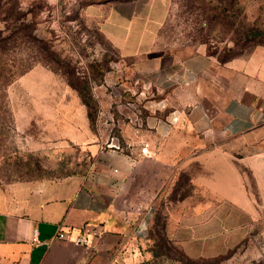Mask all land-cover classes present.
<instances>
[{
    "label": "crops",
    "instance_id": "1",
    "mask_svg": "<svg viewBox=\"0 0 264 264\" xmlns=\"http://www.w3.org/2000/svg\"><path fill=\"white\" fill-rule=\"evenodd\" d=\"M138 1L96 0L84 11L132 60L142 78L133 94L148 112L118 118L116 149L83 176L0 185V264H154L160 206L165 234L189 258L264 264V46L226 63L203 45L186 55L157 48L171 0H145L161 17L152 43L131 53L118 37L135 13L120 7ZM60 228L72 238L90 228L89 244Z\"/></svg>",
    "mask_w": 264,
    "mask_h": 264
},
{
    "label": "rangeland",
    "instance_id": "2",
    "mask_svg": "<svg viewBox=\"0 0 264 264\" xmlns=\"http://www.w3.org/2000/svg\"><path fill=\"white\" fill-rule=\"evenodd\" d=\"M90 1L0 0V29L5 36L16 34V63L35 60L32 68L7 88L12 117L6 115V121L0 123V185L83 176L95 161L116 149L110 144L112 137L119 135L118 118L130 120L133 112H148L143 100L133 94L142 87V78L138 73L133 76L132 60H126L99 24L87 16L84 7ZM176 1L171 0L157 48L186 55L205 46L200 41L206 38L194 40L193 35L199 34L198 29L206 34L208 27L202 21L185 20L187 15L179 14L181 7ZM225 1L232 4L226 12L230 17L211 31L212 51L226 49L246 55L264 46V0ZM148 6L140 0L120 7L135 13L118 37L131 53L146 49L154 40L161 12L155 10L149 16ZM175 197L170 194L163 200ZM218 214L214 251H221L222 245V212ZM153 217L154 264H208L205 259L183 256L165 231L157 232V224L166 222L164 206Z\"/></svg>",
    "mask_w": 264,
    "mask_h": 264
},
{
    "label": "trees",
    "instance_id": "3",
    "mask_svg": "<svg viewBox=\"0 0 264 264\" xmlns=\"http://www.w3.org/2000/svg\"><path fill=\"white\" fill-rule=\"evenodd\" d=\"M93 2L96 0H92ZM121 1H129V0H121ZM218 4H210L212 0H177L180 5L179 14L181 16L187 15V19H193V22L199 24L201 21L205 26L208 27V31L204 34V29H198L199 34H194V40L198 38H206L205 41H200V43L205 44L207 54L210 56L216 57L219 62L226 63L227 61L242 56L243 54H233L228 50H224L223 52L212 51L213 43L211 41V31L214 29L215 25L223 24L226 22L227 18L229 20V15H227V11L232 4H229L228 1L225 0H216ZM225 1V2H224ZM91 2V1H90ZM88 2V3H90ZM226 3V4H225ZM186 17V16H185ZM169 18V16H168ZM167 18V20H168ZM210 31V32H209ZM161 34V30H160ZM159 34V36H160ZM16 42V34H11L8 36L4 35V31L0 29V123H4L6 120V115H8V119H11V111L9 109V104L7 100V88L15 82V80L28 72L32 66L33 62H22L17 64L14 56V50ZM250 54V53H249ZM246 54V55H249ZM88 104V102L86 103ZM89 118L92 120L93 117L89 112ZM11 123V120H10ZM160 226L158 228L157 226ZM157 232L165 231L166 222L157 224ZM153 227H151V230ZM150 234L154 235V233ZM157 234V233H156ZM177 246V245H176ZM181 249L179 246H177ZM183 256L188 257L185 252L181 249Z\"/></svg>",
    "mask_w": 264,
    "mask_h": 264
},
{
    "label": "built area",
    "instance_id": "4",
    "mask_svg": "<svg viewBox=\"0 0 264 264\" xmlns=\"http://www.w3.org/2000/svg\"><path fill=\"white\" fill-rule=\"evenodd\" d=\"M113 146L115 147V144H113V137H112V142L110 144V146ZM119 147V146H118ZM141 154L144 155V156H148L149 155V147L148 145H143L141 147ZM91 229L90 228H86L84 230V232L76 235L74 238L71 237V233L69 232H66L64 230H62L60 228V232L58 233V235L61 237V238H67V239H73V241L75 243H78V244H89V237H88V234L90 233Z\"/></svg>",
    "mask_w": 264,
    "mask_h": 264
}]
</instances>
